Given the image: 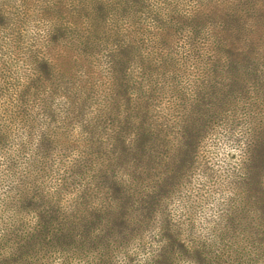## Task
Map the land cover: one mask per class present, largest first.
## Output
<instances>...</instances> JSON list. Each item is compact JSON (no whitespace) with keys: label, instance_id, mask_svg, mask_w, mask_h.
<instances>
[{"label":"trees","instance_id":"1","mask_svg":"<svg viewBox=\"0 0 264 264\" xmlns=\"http://www.w3.org/2000/svg\"><path fill=\"white\" fill-rule=\"evenodd\" d=\"M187 1L0 0L2 70L18 79L4 62L10 54L31 69L24 89L11 95L3 87L0 264H264V137L230 179L241 205L199 233L193 216L177 220L167 206L187 177L204 120H187L171 138L172 128L151 117L160 89L130 94L131 64H141L147 80L179 69L177 35L200 40L194 59L234 55L239 45L227 39L223 8L239 0ZM147 46L158 47L154 60L141 55ZM101 54L108 82L90 77ZM52 77L67 96L54 108L60 87ZM95 81L106 88L108 109L89 117ZM41 94L33 111L28 99Z\"/></svg>","mask_w":264,"mask_h":264},{"label":"rangeland","instance_id":"2","mask_svg":"<svg viewBox=\"0 0 264 264\" xmlns=\"http://www.w3.org/2000/svg\"><path fill=\"white\" fill-rule=\"evenodd\" d=\"M193 1L187 3L193 5ZM226 10L223 8V29L228 30L229 43L239 45L234 55L225 54L223 60H219L208 51L201 58L194 59L190 51L196 48L200 40L188 38L184 33L174 38L173 45V56L177 60L175 65H179V69H170L165 76L160 75L164 74L160 70L152 72L148 80L145 78L149 75L148 71L141 69V64H131L129 71L130 94L134 98L136 91L146 89V85H156L160 89L151 106V117L161 126L172 128L173 132L169 133L171 138L179 136V129L187 120H204L191 167L186 172L187 177L167 206L177 220L193 216L197 221L196 231L203 234L207 232L210 222L222 216L226 221L231 217L232 209L241 205L240 196L234 192L237 188L230 179L240 172L243 155H256V142L264 137V132H261V129L264 130V0H239L228 12ZM209 25L215 27L211 21ZM28 27L33 29L32 25ZM153 48L158 47H143L141 55L154 60L156 53ZM10 55V60L4 62L11 67L17 80H11L10 72L2 70L3 55L0 54V116L4 114L5 117L7 114L4 108L7 109L8 103L5 98L9 97L3 95V87L13 95L17 88L24 89L21 85H26L31 76V69L22 59ZM59 60L57 65L63 68L65 61L61 58ZM92 65L94 68L91 72L94 74L90 77H99V80L108 82L110 73L104 56L101 54L97 62L92 61ZM213 68H217V73L213 72ZM53 75H56L55 71ZM81 75L78 72L76 77ZM52 80L55 89L60 87L50 98L54 108L61 100L65 101L67 96L60 79L52 77ZM94 83L97 87L91 91L88 100L90 108L86 112L89 117L96 113L98 115L99 110L107 112L108 109L109 97L104 94L106 88L99 86L97 81ZM211 89L217 91L218 95L214 96ZM206 92L208 100L201 102ZM44 96L47 95L28 99L33 111L40 109L38 104H41ZM59 112L63 117V113ZM191 211H194V215H191ZM213 233H216L215 230Z\"/></svg>","mask_w":264,"mask_h":264}]
</instances>
